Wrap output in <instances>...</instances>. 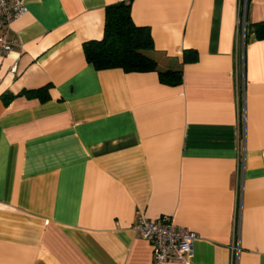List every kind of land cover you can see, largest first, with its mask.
<instances>
[{"label":"crops","instance_id":"crops-1","mask_svg":"<svg viewBox=\"0 0 264 264\" xmlns=\"http://www.w3.org/2000/svg\"><path fill=\"white\" fill-rule=\"evenodd\" d=\"M118 1L180 84L87 63ZM24 3L0 55V264H153L140 215L197 234L162 264H264V0L243 39L238 0Z\"/></svg>","mask_w":264,"mask_h":264},{"label":"trees","instance_id":"trees-1","mask_svg":"<svg viewBox=\"0 0 264 264\" xmlns=\"http://www.w3.org/2000/svg\"><path fill=\"white\" fill-rule=\"evenodd\" d=\"M248 24L246 29L248 28ZM258 39H264V20L251 24ZM153 48L151 35L143 26L134 23L130 3L118 1L105 7L103 36L83 42L85 60L95 69L121 68L125 72H150L158 74L159 81L167 85H178L182 81L181 69H161L150 56ZM195 51H185L184 61H195ZM48 85L35 90H23L17 95H35L40 100L49 98ZM16 95L7 93L2 96L8 102Z\"/></svg>","mask_w":264,"mask_h":264},{"label":"built area","instance_id":"built-area-1","mask_svg":"<svg viewBox=\"0 0 264 264\" xmlns=\"http://www.w3.org/2000/svg\"><path fill=\"white\" fill-rule=\"evenodd\" d=\"M248 0H238L237 26L241 31L242 39L247 26ZM25 12L24 0H0V55L7 54L13 49L9 39L12 21ZM16 70V65L12 67ZM152 247L153 264H162L167 261H185L192 251L193 242L197 238L195 231L180 228L167 215L156 220H148L143 216L133 226ZM237 249L233 247V250Z\"/></svg>","mask_w":264,"mask_h":264}]
</instances>
